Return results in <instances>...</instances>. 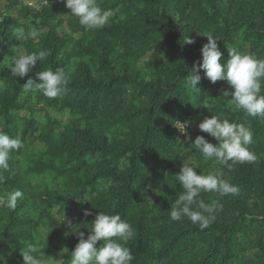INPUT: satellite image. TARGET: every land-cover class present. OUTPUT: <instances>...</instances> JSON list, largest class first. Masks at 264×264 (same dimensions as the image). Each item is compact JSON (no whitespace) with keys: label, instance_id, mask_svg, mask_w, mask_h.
<instances>
[{"label":"trees","instance_id":"obj_1","mask_svg":"<svg viewBox=\"0 0 264 264\" xmlns=\"http://www.w3.org/2000/svg\"><path fill=\"white\" fill-rule=\"evenodd\" d=\"M98 3L112 10L110 23L86 31L64 0H0V132L22 142L0 169V197L23 193L15 209L0 207V264H25L29 245L41 264H71L78 233L87 238L99 212L133 227L131 264H264V117L236 109L221 96L231 86L203 69L200 91L187 83L209 33L222 62L229 49L264 59V0ZM18 28L42 35L18 41ZM189 36L194 43H184ZM41 50L49 55L30 73L11 75L14 58ZM57 68L70 78L66 94L24 91L29 77ZM211 115L250 126L255 163L230 170L194 149L197 135L218 143L198 128ZM186 160L197 174L220 168L239 187L235 196L200 194L215 207L203 230L170 219Z\"/></svg>","mask_w":264,"mask_h":264},{"label":"clouds","instance_id":"obj_2","mask_svg":"<svg viewBox=\"0 0 264 264\" xmlns=\"http://www.w3.org/2000/svg\"><path fill=\"white\" fill-rule=\"evenodd\" d=\"M65 6L70 9V14L78 18V22L84 29L99 30L110 23L112 10H104L98 0H64ZM16 40L35 39L42 35L41 30L32 28L25 32L18 28L14 33ZM207 43L201 48L202 62L194 66L192 74L188 76L187 83L193 90L200 91L199 81L201 76L198 69H203L204 75L212 83L225 81L231 86L232 91L223 90L222 97H230V104L236 109L242 110L246 115L264 117V59H259L251 53L229 49V57L222 62L217 38L211 33L206 34ZM184 43H194L189 36ZM49 55L41 50L30 54L20 55L14 58L10 72L13 77H25L33 70L38 61H44ZM70 78L62 68L54 71L43 70L35 74V78L29 77L23 84L25 92L39 91L49 98H56L67 93ZM187 123L176 126L184 133L186 140L188 133ZM198 128L214 137L218 143L209 142L203 135H197L192 143L205 160H213L215 163L232 169L236 164L255 163L257 156L249 150L253 143V133L246 123H232L227 118L211 115L205 117ZM22 147L21 140L12 138L8 134L0 132V169L9 168L10 154ZM183 191L171 205L170 219L179 221L182 217L198 225L201 230L207 228L215 220V207L200 199L202 192H216L220 196L238 195L239 187L231 184L224 178V172L220 168L213 169L205 174H197L196 168L186 160L180 171L175 176ZM23 198L19 190L8 194L7 198L0 197V207L15 209L18 199ZM88 209L84 215H90ZM69 227H71V222ZM76 232V231H74ZM135 232L129 222L122 219L119 214H106L99 212L92 221L91 230L85 238L84 232L78 233L79 242L71 252V264H131L134 259L132 250L127 246L134 238ZM103 244L96 247L97 241ZM39 249L29 245L22 252L25 264H41V261L33 255ZM3 256L0 255V261Z\"/></svg>","mask_w":264,"mask_h":264},{"label":"rangeland","instance_id":"obj_3","mask_svg":"<svg viewBox=\"0 0 264 264\" xmlns=\"http://www.w3.org/2000/svg\"><path fill=\"white\" fill-rule=\"evenodd\" d=\"M31 4H33V3H31ZM62 118H64V116Z\"/></svg>","mask_w":264,"mask_h":264}]
</instances>
